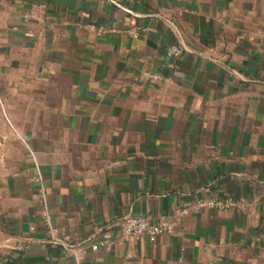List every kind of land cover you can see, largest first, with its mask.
Listing matches in <instances>:
<instances>
[{
	"label": "crops",
	"instance_id": "crops-1",
	"mask_svg": "<svg viewBox=\"0 0 264 264\" xmlns=\"http://www.w3.org/2000/svg\"><path fill=\"white\" fill-rule=\"evenodd\" d=\"M0 102V264H264V0H0Z\"/></svg>",
	"mask_w": 264,
	"mask_h": 264
},
{
	"label": "built area",
	"instance_id": "built-area-1",
	"mask_svg": "<svg viewBox=\"0 0 264 264\" xmlns=\"http://www.w3.org/2000/svg\"><path fill=\"white\" fill-rule=\"evenodd\" d=\"M91 30L95 31L98 35H105L108 33H120L125 32L132 36L133 38H139L140 36L146 35L148 28L137 27V28H127L120 30L116 27H105L90 25ZM182 52L181 47L172 45L167 49L169 55H179ZM148 77L152 80L159 79L158 75L148 74ZM40 199L43 201L44 208L42 211V216L48 225L49 233L52 240L61 242L65 247L66 253H73L77 262H81L84 258L83 247H74L72 244L65 242L62 238L58 236V229L51 224V216L49 207L47 204L45 189H41ZM243 202L239 199H235L232 196H212L206 200H200L194 207L187 208L183 211L184 214H189L200 209H218V210H228L234 207H241ZM174 231L173 225L169 222L159 221L152 218L151 216L145 215H127L120 222V238L115 239L109 230L104 231L100 240L94 242L91 245L92 250H98L103 248L106 251H110L113 246L118 242H125L130 240H138L143 237H147L151 242H155L163 234H172Z\"/></svg>",
	"mask_w": 264,
	"mask_h": 264
},
{
	"label": "rangeland",
	"instance_id": "rangeland-1",
	"mask_svg": "<svg viewBox=\"0 0 264 264\" xmlns=\"http://www.w3.org/2000/svg\"><path fill=\"white\" fill-rule=\"evenodd\" d=\"M3 116H4L3 107H2L1 102H0V157H2V155L5 153V149L1 144V139H2L3 130H4L3 129V123L1 121V118H3Z\"/></svg>",
	"mask_w": 264,
	"mask_h": 264
}]
</instances>
